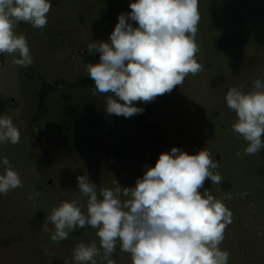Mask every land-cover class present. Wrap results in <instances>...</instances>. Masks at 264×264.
Listing matches in <instances>:
<instances>
[{
    "label": "rangeland",
    "instance_id": "rangeland-1",
    "mask_svg": "<svg viewBox=\"0 0 264 264\" xmlns=\"http://www.w3.org/2000/svg\"><path fill=\"white\" fill-rule=\"evenodd\" d=\"M50 2L45 28L21 22L16 29L27 38L33 63L16 66L13 56L0 54V115L9 116L21 133L18 144H0V161L7 157L23 184L0 194V264H50V257L51 264H64L77 243H98L90 226L54 243L42 230L44 218L61 200L86 206L77 176L86 174L100 187L113 188L115 180L134 187L144 165L154 167L172 147L189 154L206 148L219 161L214 173L222 175L221 184L209 179L204 189L233 213L220 248L229 252V264H264V150L243 154L246 141L232 131L236 117L225 101L230 87L247 92L255 79H264V0H199L196 60L204 71L150 103L135 102L144 109L142 123L150 125L141 134L140 114L109 115L104 94L66 83L88 76L85 65L99 62L88 44L108 40L134 0ZM43 82L56 87L47 97L46 115L35 120ZM34 191L40 192L35 208L28 199ZM112 258L132 264L119 242Z\"/></svg>",
    "mask_w": 264,
    "mask_h": 264
},
{
    "label": "clouds",
    "instance_id": "clouds-1",
    "mask_svg": "<svg viewBox=\"0 0 264 264\" xmlns=\"http://www.w3.org/2000/svg\"><path fill=\"white\" fill-rule=\"evenodd\" d=\"M52 7L50 0H0V54L13 56V65L30 66L28 40L16 29L21 22L45 28ZM129 7L130 12L118 16L108 40L88 44L89 53H99V62L85 65L95 85L93 95L106 96V113L125 118L144 112L135 102L150 103L204 71L196 60L199 0H134ZM225 101L236 117L232 131L246 141L243 154L264 150V79H255L247 92L230 87ZM20 137L13 120L0 115V144L16 145ZM0 163V194L6 196L23 184L7 157ZM219 166L206 148L189 154L172 147L154 167L144 165L134 187H121L116 180L113 188L100 187L86 174L77 176L86 206L61 200L44 218L42 230L54 243L78 229L96 230L98 243H77L64 264H116L112 257L118 242L132 264H229L230 254L220 245L233 213L204 189L209 179L221 184L222 175L214 173ZM39 197V191L28 197L34 208Z\"/></svg>",
    "mask_w": 264,
    "mask_h": 264
},
{
    "label": "trees",
    "instance_id": "trees-1",
    "mask_svg": "<svg viewBox=\"0 0 264 264\" xmlns=\"http://www.w3.org/2000/svg\"><path fill=\"white\" fill-rule=\"evenodd\" d=\"M66 83L69 86H74L77 88L95 87L94 82L88 76L80 77L79 80L75 83H69V82H66ZM55 87H56L55 85H51L48 82H43L42 87L39 91V95H38V106H37V111L34 116L35 120L41 119L42 117L46 115L47 113L46 100H47L49 93ZM144 119H145L144 114H140V119H139L140 125L137 128V133L139 134L150 132V125L148 123L147 124L142 123ZM114 153L118 156H126L125 151L120 152L119 150H117V148L114 149Z\"/></svg>",
    "mask_w": 264,
    "mask_h": 264
}]
</instances>
